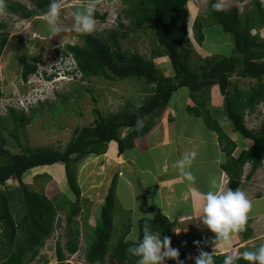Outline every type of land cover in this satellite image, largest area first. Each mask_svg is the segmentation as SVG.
I'll return each mask as SVG.
<instances>
[{
    "label": "trees",
    "instance_id": "16d2710c",
    "mask_svg": "<svg viewBox=\"0 0 264 264\" xmlns=\"http://www.w3.org/2000/svg\"><path fill=\"white\" fill-rule=\"evenodd\" d=\"M30 1L34 9L23 3L6 0V11L24 19L43 16L48 12L51 0ZM121 2L124 4L122 12L129 18L133 28L150 27L155 38L152 59L165 56L172 68V75L165 76L159 73L152 59L145 60L138 53L122 50L115 31L110 33L111 42L95 33H79L84 43L82 46L66 45L65 54L68 52L72 54L76 69L82 76H103L110 80L141 79L150 85L149 93L135 107L100 117L93 126L76 128L63 149L38 148L29 152L13 153L6 146L7 140L2 132L4 127L0 123V264H26L35 260L40 247L55 228L58 211L66 213L68 229L63 245L60 242L55 244L56 262L50 264H61L66 252L72 253L79 247L80 230L76 226L78 223L76 218L85 210L78 202L80 192L74 189L77 195L74 200L61 195L57 201L55 196L50 198L45 193L32 190L22 183L26 172L33 168L62 163L67 180L74 186L75 178L70 169L72 163H77L88 155L105 153L111 141H115L118 154L135 146V143L152 129L154 118L159 116L178 88L186 87L190 91V101L195 105L187 107L188 113L193 112L209 130L217 134L223 150L220 167L228 178L229 189H239L246 163L250 164L245 177L247 180L262 164L264 128L248 129L244 123L245 114L255 112L259 103L264 102V59L261 58L262 53L256 51L259 48L264 50V38L258 34H251L255 24L264 25V8L261 2L254 0L253 16L242 21L235 7L218 10L214 7L217 4L216 0H207L206 14L197 16L193 24L196 40L199 44L202 42L204 27L218 25L224 32L233 34L235 43L231 54L206 58L205 64L200 65L188 62L190 50L186 46L187 0H121ZM94 17L104 18L105 14L94 13ZM1 26L6 27V24L1 23ZM118 26L124 25L118 21ZM7 36L6 32L0 34V56L6 45ZM56 51L60 52L59 49ZM35 70L34 64H24L22 78L27 80L28 75ZM233 75L255 79L256 84L248 92L241 91L231 82L230 78ZM213 85H217L220 93L225 96L227 115L232 121L233 131L251 140V143L242 148L237 155L234 154L236 142L224 131L213 111L205 107V95ZM7 115L18 119L20 124L26 125L29 121L24 113L18 114L12 108ZM138 120L143 121V127L137 125ZM135 126L137 127L134 130L125 136L122 135L125 128ZM39 176L37 174L35 177ZM11 179L17 180L20 186L6 187ZM115 183L113 176L100 211L102 224L110 228L97 226L93 237L86 236L88 243L85 258L89 263L105 264L108 255L116 264H137L139 259L129 251L137 243V238L135 240L127 238L130 234V224L120 233L118 241L110 240L113 220L110 217V209L114 195L116 198ZM140 209L144 216L138 220L137 237L143 238L145 227L154 234L160 233L162 239L170 236L173 223L166 216L158 209L145 207ZM147 212H152L153 216L146 215ZM84 217L87 218L88 215ZM249 222L248 220L245 230L242 231L244 238L250 234ZM110 242L112 243L109 244ZM212 255L215 264H224L227 254ZM233 256L236 258V264H249L241 255ZM182 258L183 256H179L178 261ZM37 262L40 263L39 260Z\"/></svg>",
    "mask_w": 264,
    "mask_h": 264
},
{
    "label": "rangeland",
    "instance_id": "374dc122",
    "mask_svg": "<svg viewBox=\"0 0 264 264\" xmlns=\"http://www.w3.org/2000/svg\"><path fill=\"white\" fill-rule=\"evenodd\" d=\"M10 1L23 3L28 8L34 9V5L30 0ZM216 1L222 5V9L224 10L235 7L241 15L242 21L246 17L250 18L253 16L252 7L254 0ZM259 1L264 8V0ZM59 2L61 4V14L58 20V26L62 29L59 33L52 32L51 27L46 21V14L43 16H34L30 19H24L11 12L7 13V11L0 14V34L4 32L8 34L6 45L0 56V102L7 99L8 101H12L18 99V97H23L22 95L26 92L29 93L31 87H42L44 82L41 80L36 81L35 74L42 72L48 66L49 62L56 60L55 57H58L61 54L60 52H64L62 55L65 56L66 63H71V66L74 67L73 70H75L74 77L72 76L70 80L58 84L60 85L58 88L60 90L54 96H51L50 100L38 104L32 103L33 105L26 110L14 108L18 114L24 113L29 118L26 125L20 124L18 119L8 116L6 109L0 105V117H3L0 118V123L4 127L2 132L5 134L7 140L6 146L13 153L29 152L38 148L63 149L74 135L76 128L89 125L93 126L100 117L135 107L149 93L150 85H147L141 79L116 78L110 80L103 76H82L77 71L75 59L71 53L68 52L65 54V50L66 45L82 46L84 44L79 33L74 30L73 26L75 24V15L84 12L90 0H59ZM94 2L96 4L94 13L100 15L105 14V17H94L95 29L92 33H95L102 39H108L111 42L109 39L110 33L111 31H115L118 44L122 50L128 53H138L145 60L152 59L155 38L149 26L133 28L130 25L129 18L125 17L122 12L124 4L121 0H94ZM187 8L188 18L186 20V27L188 43L186 46L190 50L188 62L193 65H200L205 64L204 59L206 58L231 54L234 49V36L232 33L224 32L218 25L204 27L202 42L199 44L196 40L193 24L197 16L206 14L207 0H187ZM117 14L118 18L116 19ZM118 21L124 26H118ZM1 23H5L6 27H2ZM251 34H258L264 38V25L255 24L254 28L251 29ZM57 49L60 52H57ZM256 51L262 53L261 58L264 59L263 48H259ZM152 60L159 73L165 76L172 75V68L165 56L153 58ZM26 63L36 66L35 72L30 73L27 77L29 79L28 82H31L30 84H26V80L22 78L23 66ZM230 80L239 90L246 92L256 84L255 79L242 78L237 75L231 76ZM35 90L38 93L41 91L40 88ZM204 99L206 101L204 103L205 107L213 111V115L218 118L224 131L236 142L237 148L234 154L237 155L242 148L251 143V140L245 139L242 134L233 131L232 121L227 115L225 96L220 93L217 86H211ZM189 104L195 105L190 101L189 89L186 87L178 88L173 93L167 106L161 111L162 113L154 118V120L156 118L159 120L163 116V112H165L166 115L172 117L167 118L171 120L167 123L165 122L163 127L158 126L157 129L162 128L166 131V129L176 123V120L182 119L184 121L183 117H186L185 115L187 114L186 106H190ZM191 115L194 121H199L197 119L198 117L195 118L193 112H191ZM173 118L176 120H173ZM244 123L248 129L264 128V102L259 103L255 112L245 114ZM136 127L125 128L122 135L125 136ZM201 128L203 129V126ZM115 144V141H111L105 153L88 155L79 162L71 164L70 169L75 178L74 186L65 177V168L62 163L33 168L26 172L22 178V183L29 186L32 190L43 192L50 198L55 196L57 201L60 200L61 195L74 200L77 196L74 189L80 192L78 202L85 209L84 212L82 210L83 214L76 218L78 222L76 226L80 230L78 238L81 252L86 251V245L88 243L86 236L93 237L95 227L110 228L102 224L100 208L104 204L105 196L112 183L113 176L115 177V182L119 184L118 181L120 178L122 179L124 177L127 179L128 172L126 170L132 173L134 171L135 176H138L143 171L140 163L143 162L145 164V159L147 158L145 156L147 149L145 144L140 143L137 146L138 148H134L131 151L126 149L124 151L125 153L122 154H118ZM148 145L151 146V143ZM219 149L223 155L220 144ZM249 169L250 164L246 163L242 171V183L239 187V190L245 193L247 199H251L255 195L264 194V159L254 174L251 175L250 179L247 180L245 177ZM37 174L40 176L36 178L35 176ZM43 174H47L48 176H44ZM131 181V184L128 186H132L131 188L134 190L130 188L126 189L121 183L119 196L124 197L125 195L128 200L134 196H140L142 198L143 192L134 184V180ZM223 181V188L226 190L227 178L225 174ZM7 184L6 187L8 188H18L20 186V183L15 179L9 180ZM103 197L104 200H102ZM133 200L136 199L133 198ZM123 207V202L119 198H115L114 195L110 209V217L113 219L111 225L112 231L110 232L112 237L110 240L114 242L118 241L120 233L129 224L131 225V235H128L127 238L130 239V237L135 236L137 234L138 216H144L138 210L133 214L130 211L133 210L132 208L129 211H123ZM127 212L128 214H126ZM86 214L88 215L87 218L84 217ZM15 217H17L16 212ZM56 217L58 220H56L54 230L45 239L36 255V259L40 261L39 264L55 262V258L53 257L55 244L60 242L63 245L66 240L65 233L68 229L66 213L64 211H58ZM182 222L183 220L180 223ZM173 230L175 231V229ZM169 238L178 242L180 237L177 239L173 235L171 237L169 236ZM178 243L181 244L183 241H179ZM182 245L184 246V244ZM181 250L183 259L191 257L192 260L190 262H195L197 256H194V254L197 252H194V248L192 249L186 245L183 248L180 247ZM106 262L113 263L109 255L106 258ZM35 263L31 262L30 264ZM182 264L189 263L184 261Z\"/></svg>",
    "mask_w": 264,
    "mask_h": 264
},
{
    "label": "crops",
    "instance_id": "0c3cea01",
    "mask_svg": "<svg viewBox=\"0 0 264 264\" xmlns=\"http://www.w3.org/2000/svg\"><path fill=\"white\" fill-rule=\"evenodd\" d=\"M186 112V117H183L184 121L173 118L176 123L168 129L165 128L166 131L162 128L157 129L158 126L163 127L165 122L171 120L167 118H172L163 112V116L159 120L157 118L154 120L149 133L138 140L135 146L127 149L131 151L138 148L137 146L140 143L145 144L147 147L145 154L147 160L145 159V164L140 163L143 170L141 174L135 176L134 171L132 173L126 170L128 172L127 179L122 177L118 181L119 184L116 182L115 193L116 197L123 202V211H129L132 208L133 210L130 211L134 214L136 210L142 212L140 207L158 209L173 223L170 237L175 235L177 239L180 237V242L183 241L179 244V241L171 240V247L179 251V256L183 254L180 247L183 248L186 245L192 249L194 248V252H197L194 256H198L200 251L239 256L245 251L257 250L258 246L264 244V194L251 196L253 198L248 199L252 203V208L248 213L250 234L247 238H244L242 232H240L233 234L230 242L225 244L220 240H216L215 234L200 222L204 207L203 194L224 189L225 172L220 167L223 155L219 149L217 134L209 130L200 118H197L199 121H194L192 115L187 110ZM201 126H203V129ZM149 143H151V146H147ZM193 153H195L194 156ZM185 154L191 159L190 167L185 169V171L191 172L193 177L191 181L186 179L176 166ZM131 180H134V184L143 192L142 198L134 196L133 198L136 200H133L132 197L128 200L125 195L124 197L119 196L121 183L126 189H133L132 186H128L131 184ZM226 188H229L228 183ZM122 191L124 192V190ZM102 200H104V197ZM136 204L138 205L136 206ZM145 214L153 216L152 212ZM140 217L138 216V220ZM180 219L183 220L182 223H180L182 221ZM136 238L137 234L130 237L132 240ZM184 259L179 262L187 261L191 264V257ZM165 264H178V261L168 259Z\"/></svg>",
    "mask_w": 264,
    "mask_h": 264
},
{
    "label": "clouds",
    "instance_id": "9594fccd",
    "mask_svg": "<svg viewBox=\"0 0 264 264\" xmlns=\"http://www.w3.org/2000/svg\"><path fill=\"white\" fill-rule=\"evenodd\" d=\"M214 7L218 10L222 9L220 3L215 4ZM95 8L96 4L94 0H90L86 10L75 15V24L73 27L76 32L90 34L94 31ZM5 11L6 0H0V14L5 13ZM60 14L61 4L59 0H51L45 18L53 33H59L62 30L58 26ZM115 18H118V14ZM67 66L66 59L63 56L59 63H55L54 60L49 62L48 66L42 70L41 74L34 73L36 81L41 80L44 82L42 87L35 86L31 87L29 90L28 96L32 97L31 100L34 104L50 100L51 96H54L55 93L59 92V83L70 80V77L72 76L74 77V67L67 68ZM28 81L29 79H27L25 83L30 84L31 82L29 83ZM38 88L41 89L39 93L35 90ZM24 95H27V92ZM1 107L6 109V113H8L9 109L16 108L11 104H5L4 106L1 105ZM137 125L143 127V121L138 120ZM192 155L194 156L195 153ZM190 165L191 159L187 154H185L176 165L189 181H191L193 177L191 172L185 171V169L190 167ZM203 199V215L200 222L215 234L216 240H220L227 244L232 239L233 234L245 230V226L248 222V213L252 208V203L247 199L243 191L239 189L231 190L229 188L226 190L221 189L216 192L209 191L203 194ZM129 251L132 255L139 257L137 264H165V261L168 259L178 261L179 258V251L171 247V239L169 237H164L162 239L160 233L154 234L147 227L144 229L143 238L140 239L137 237V243L134 247H131ZM71 255H77V261H81L84 264H93L86 260L85 251L81 252L80 247L72 253L66 252L65 259L61 264H67L66 260L69 259ZM241 256L243 259L247 260L249 264H264V245H261L255 251H245ZM53 257L56 262L55 254ZM37 261L38 259L35 258L32 262L39 264ZM30 263L31 262L28 264ZM105 264L116 263L113 261V263L106 262ZM178 264H182V262L178 261ZM191 264L193 263L191 262ZM195 264H215V260L211 253L200 251L199 255L195 258ZM224 264H236V258L233 255H226L224 258Z\"/></svg>",
    "mask_w": 264,
    "mask_h": 264
},
{
    "label": "built area",
    "instance_id": "2783aa9c",
    "mask_svg": "<svg viewBox=\"0 0 264 264\" xmlns=\"http://www.w3.org/2000/svg\"><path fill=\"white\" fill-rule=\"evenodd\" d=\"M60 53L61 54H59L58 57H55V59H56V60H54L55 63H59L62 60V58H63L62 54H64V53H62V52H60ZM67 65H68L67 68H72L71 63H69ZM38 74H41V72H39ZM28 95L29 94L27 93V95H22L23 97H18V99H15L12 101H8V99H7V100L1 102V105L4 106L5 104H11V105H14L16 108L27 109L28 107H30L31 105L34 104L31 100L32 97H30ZM66 263L67 264H84L81 261H77V255H71L70 258L66 260Z\"/></svg>",
    "mask_w": 264,
    "mask_h": 264
}]
</instances>
